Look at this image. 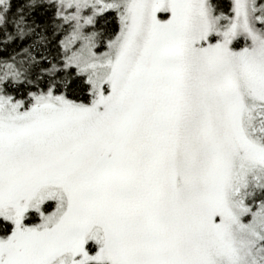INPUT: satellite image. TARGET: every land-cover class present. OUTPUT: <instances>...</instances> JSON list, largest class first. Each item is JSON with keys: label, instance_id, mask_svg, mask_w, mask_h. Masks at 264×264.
I'll list each match as a JSON object with an SVG mask.
<instances>
[{"label": "snow or ice", "instance_id": "1", "mask_svg": "<svg viewBox=\"0 0 264 264\" xmlns=\"http://www.w3.org/2000/svg\"><path fill=\"white\" fill-rule=\"evenodd\" d=\"M0 264H264V0H0Z\"/></svg>", "mask_w": 264, "mask_h": 264}]
</instances>
